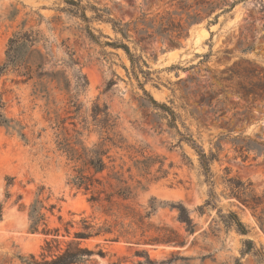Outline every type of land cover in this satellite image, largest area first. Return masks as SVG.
Returning a JSON list of instances; mask_svg holds the SVG:
<instances>
[{"label": "rangeland", "instance_id": "1", "mask_svg": "<svg viewBox=\"0 0 264 264\" xmlns=\"http://www.w3.org/2000/svg\"><path fill=\"white\" fill-rule=\"evenodd\" d=\"M76 1L86 6L88 21L67 0H0V63L15 31L38 29L41 51L66 70L72 85L80 70L87 80L79 93L81 116L93 123L91 109L106 105L116 117L113 131L124 140L122 148H111L107 168L97 176L109 192L116 184L114 175H121L135 187L134 196L113 197L103 207L88 202V194L68 183L73 163L56 150L44 100L31 94V82L23 83L13 73L3 75L4 113L26 125L29 142L0 126V264H22L30 254L38 258L48 239L56 238L65 247L82 217L112 227L108 237L82 240L95 251L86 264H264L256 252H264V230L256 218L262 206L255 211L246 206L243 195L231 194L227 182L231 179L239 187L251 182L248 189L258 195L264 192V154L241 153L234 146L244 136L264 142V98L254 99L248 92L261 85L252 69L264 74V0H218L222 6L193 23L180 40L157 35L139 46L132 33L130 41H123L146 61L148 79L127 74L130 62L121 49L88 36L89 27L101 42L120 37L111 23L92 18L91 7L123 23L144 12L175 9V1ZM231 3L229 11L220 13ZM216 13L217 22L208 23ZM229 67L235 73L227 71ZM138 79L155 100L175 111V126L148 101ZM53 96L60 115L66 116L64 93L54 89ZM179 132L215 155L210 164L217 194L213 206L205 205L211 184L196 152ZM97 136L92 132L88 141ZM7 177H13L12 184L7 185ZM40 186L44 190L37 194ZM35 199L43 205L48 227L59 228L58 235L43 233V225L30 229L28 207ZM179 203L192 219L191 229L179 217L175 207ZM229 210L237 213L248 233L240 234L227 222ZM70 220L74 225L67 234L64 227ZM121 232L125 234L111 240ZM246 239L254 243V250L243 252ZM98 249L104 255L97 254Z\"/></svg>", "mask_w": 264, "mask_h": 264}, {"label": "trees", "instance_id": "2", "mask_svg": "<svg viewBox=\"0 0 264 264\" xmlns=\"http://www.w3.org/2000/svg\"><path fill=\"white\" fill-rule=\"evenodd\" d=\"M172 1H175V9H163L153 14L144 12L136 19L123 23L109 16L103 17L104 14L100 13L99 9L93 6L91 8L94 10L95 15L92 18L111 23L113 31L119 34L120 37L101 42L93 29H89V27L86 29L88 36L102 45L121 49L130 62V68L125 67L127 74L132 73L136 78L142 75L145 79H148L151 74L149 66L141 54L133 51L129 44L123 41L124 39L130 41L132 33H135L137 38L134 43L141 46L143 42L151 40L157 35L171 37L175 40L186 38L189 34V27L193 23L201 21L217 7L222 6V3L218 0H194L193 3H188L187 0ZM67 2L75 7V13L80 12L79 16L84 21H88L85 13L86 6L76 0H67ZM223 2H226V0H223ZM233 5L231 3L228 8H222L220 13L229 11ZM219 15V13H216L208 23H216ZM41 40H43L42 34L38 29H19L15 31L8 40L5 58L0 63V77L13 73L19 81L23 83L31 82V94L44 100L45 112L55 136L56 150L65 155L69 162L73 163L72 168L74 173L69 176L68 183L75 189L83 190L85 194H88V202L92 205L103 207L105 204H110L113 197L121 199L133 197L135 187L127 184V181L122 179L121 175H114L113 178L116 180V184L114 186L111 185V191L109 192H105V189L102 187V179L97 176L107 168L106 158H110L109 152L111 148L123 147V138L113 131V128L116 126V117L108 111L106 105L99 107L98 104L91 109L90 116L93 123H89L85 117L81 116L82 104L79 100V93L86 87V77L79 70V73L75 75V82L72 85L66 70L57 68V65L49 58V54L41 51L38 45ZM144 66L147 68L144 69ZM227 71L235 73L231 67ZM252 71V74L257 77L261 85L258 87L259 89L255 87L248 92L254 99L257 97L264 98V74L261 70L252 69ZM138 82L148 101L170 116V122L173 124L172 126H175V111L166 103L155 100L139 79ZM54 89L64 93V100L67 106L65 109L66 116H61L59 113L60 108L56 107V100L53 96ZM4 109L5 101L3 100V91L0 89V126L4 127L8 133H17L24 143H28L29 139L24 131L26 125L13 118L6 117ZM50 113H53V115L51 116ZM80 116L79 121L75 122ZM68 119L72 125L71 129L66 126ZM91 125L92 128H89ZM84 131L87 133L84 134ZM92 132H96L98 136L96 140L89 142L88 138ZM180 134L182 136L181 140L186 141L196 152L206 180L211 184L205 205L213 206L217 194L212 187L213 175L210 164L215 155L213 152L207 154L190 135L185 136L182 133ZM38 137H41V132H39ZM239 139L234 143L236 150L241 153L253 150L258 154H264V142L256 141L249 136L239 137ZM6 180L7 185H10L12 184L13 177H7ZM227 182L231 189V194L236 195L238 198H240L239 194L243 195L241 200L246 206H250L254 211L259 206H262L256 218L260 228L264 230V192L258 195L253 189H248L250 188L249 185L252 184L251 182H248L247 187H239L231 179H227ZM138 184L140 185V182ZM43 190L44 186H40L37 194H40ZM6 196H9L8 192ZM42 207L43 205L38 199H35L29 205L30 229L37 231L39 230V226L43 225L41 228L43 233L51 234V232H54V235H58L59 228L50 229L48 227L45 213L41 211ZM175 207L179 211L180 219L191 229L193 223L187 209L180 203L175 205ZM49 208L52 210L54 204H51ZM154 208L155 206L151 205L150 211ZM1 218L2 204L0 203ZM225 219L240 234L248 233L247 226L241 221L235 211L229 210L225 215ZM73 225L74 222L71 220L65 223L64 228L67 234H70V228ZM110 233H112L110 225H98L88 217H82L79 221L78 229L73 231L72 239L66 243L65 247H61L60 242L56 238L48 239L41 247L38 258L34 254H30L28 258H22L21 261L22 264H86L95 251L83 245L82 240L96 236L108 237ZM123 234L125 233L121 232L119 235L111 238V240H116ZM105 239L107 240V238ZM254 249V243L250 239H246L244 241L243 252H249ZM256 252L258 257L264 262V252L258 250ZM96 253L101 256L104 255L102 249H98Z\"/></svg>", "mask_w": 264, "mask_h": 264}]
</instances>
